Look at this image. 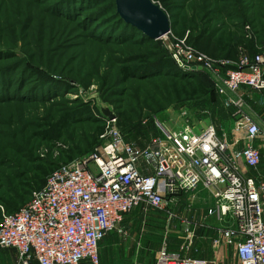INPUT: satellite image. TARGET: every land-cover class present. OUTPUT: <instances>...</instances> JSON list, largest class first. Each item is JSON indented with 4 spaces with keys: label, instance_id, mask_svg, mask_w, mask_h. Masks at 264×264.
I'll use <instances>...</instances> for the list:
<instances>
[{
    "label": "rangeland",
    "instance_id": "1",
    "mask_svg": "<svg viewBox=\"0 0 264 264\" xmlns=\"http://www.w3.org/2000/svg\"><path fill=\"white\" fill-rule=\"evenodd\" d=\"M169 4V38H188L210 24L220 34L253 41L254 53L264 49V0ZM119 17L115 0H0V206L17 188L21 196L27 194L26 202L30 200L37 190L26 185L36 165L33 160L67 164L92 154L101 143H96L97 132L109 119L105 109L115 115L127 140L140 148L151 143L162 125L180 126L183 111L199 127L214 124L221 133L231 132L237 109L226 108L214 90L191 99L183 89L190 75L157 69L169 40L133 35L137 29ZM254 100L260 107V98ZM50 129L54 140L37 136ZM262 163L249 174L264 177V159ZM201 202L193 199L164 211L152 210L147 219L133 212L121 229L133 233V228L146 230L151 225L160 245L167 243L177 251L185 235L180 217L197 205L205 212L210 203ZM195 236L194 256L203 258L198 242L210 239L207 220L198 223ZM123 238L114 232L102 243L103 264H134L129 258H147L142 250L135 257L126 255L120 248ZM7 253L10 264H17L16 253Z\"/></svg>",
    "mask_w": 264,
    "mask_h": 264
},
{
    "label": "built area",
    "instance_id": "2",
    "mask_svg": "<svg viewBox=\"0 0 264 264\" xmlns=\"http://www.w3.org/2000/svg\"><path fill=\"white\" fill-rule=\"evenodd\" d=\"M169 35L168 52L179 68L205 72L223 105L237 109L231 132L221 133L214 124L199 127L183 111L180 126L162 125L140 148L116 118L108 119L92 154L61 164L18 211L0 206V253L15 251L17 264H102L106 238L114 232L129 236L121 229L126 216L185 205L208 190L213 206L205 220L215 217L221 225L214 248H234L240 264H264V177L249 174L264 159V49L252 55L240 47L235 60L216 59L187 36ZM245 95L260 98V122L244 112ZM180 222L181 252L164 244L156 264H217L188 256L196 226L184 215Z\"/></svg>",
    "mask_w": 264,
    "mask_h": 264
},
{
    "label": "trees",
    "instance_id": "3",
    "mask_svg": "<svg viewBox=\"0 0 264 264\" xmlns=\"http://www.w3.org/2000/svg\"><path fill=\"white\" fill-rule=\"evenodd\" d=\"M155 1H159L161 5L165 8V10L167 12L169 11L168 10L170 6L169 0H155ZM117 17H119L118 14ZM127 26L130 25L127 24ZM131 29L133 30L132 26ZM132 33L133 35L135 33H138V37L144 36L138 30H133ZM180 37H183V34H179V38ZM236 38L237 37H234L233 34H226V35L220 34L217 28L212 27L210 24H204L203 27L195 34L188 35L187 40L199 51L216 59L222 58V59L235 60L236 56L239 54V47H244L250 50V52L253 53L252 55L256 54L254 53L255 44L253 43V41L247 40L246 37H241L238 39ZM157 69L163 72L170 73L172 75H177V73L181 75H190L191 81L185 83L183 89H184V93L189 94L191 99L196 95H201L202 97H206L213 90L216 91L213 82L209 80L207 75H205L206 74L205 72L203 71L190 72V71L182 70L169 55V52L168 53L166 52V56L162 57L159 60L157 64ZM124 72L126 73V70H124ZM148 72L149 69L146 68V73ZM51 131H52L51 129L47 131L42 130L40 132H37V136L44 140L46 139L54 140L55 137L51 134ZM104 131L105 128L99 129V131L97 132L96 143L100 141V136L104 133ZM33 163L36 164L32 169L33 174L31 178L27 179L29 184H26L32 186L31 187L32 190L33 189L38 190L42 188L46 184L47 178L50 176V174L54 172L61 165V164L53 163L45 158H37L33 160ZM26 200H27V194L24 193V195L21 196L19 194V188H17L15 193L11 195L9 202L3 203V207L5 208L6 212L13 213L18 211L22 206H24L27 203ZM2 216H3L2 211L0 210V222L2 220Z\"/></svg>",
    "mask_w": 264,
    "mask_h": 264
},
{
    "label": "crops",
    "instance_id": "4",
    "mask_svg": "<svg viewBox=\"0 0 264 264\" xmlns=\"http://www.w3.org/2000/svg\"><path fill=\"white\" fill-rule=\"evenodd\" d=\"M254 52H255V50H254ZM240 96H241V94H235L234 95V97H240ZM255 97H256V95H247V96L245 95L244 112L250 118H252L255 122H260V118L263 115V109L257 105L256 101L254 100ZM231 109H236V108L233 107ZM262 164H261V166H262ZM253 172H255V171H253ZM261 178H263V177H261ZM194 200H197V202H198L197 204H201L202 203L201 201H203V200L210 203V205H208V207L206 208L205 212H203V208L200 209V208H198V205H197V208L194 211L187 209L183 213V215L185 217L192 220V222L196 226V231H197L198 223H201L202 221L205 220V217L207 215V210L213 206V196H212V193L208 190H200L195 195ZM135 214H140L141 216L145 217L146 219L149 216V212L147 214H145L141 211H136ZM127 218H128V216L125 217V220ZM125 220H124V222H125ZM206 220L208 221L209 227L211 229V236H210V239L208 238L207 240H203V241L201 240L200 243L198 242V245L200 246V250H199L198 254H200L203 258H195V256H194L195 252H193V250H191L188 253V256H190L194 259L216 260L217 264H240L234 248L225 247V246H223L220 250H217L214 248L213 241H214V239H216L218 237V234H219L218 232H219L221 225L218 223V221L216 220L215 217H209ZM150 226L151 225H149L148 228H146V230H145V227H143L142 230H141V228L140 229H134L133 228L132 231H134V232L132 233L129 230V236L127 238H123V240H125V242H123L121 244L120 248H122L124 250V252H126V255H128V256L134 255V257H135L136 252H138V251L140 254H141V250H142V253L146 252L147 258H129L130 260L133 261L134 264H156L157 254L161 250L163 245H160L159 234L156 232L155 228L153 226H151V227ZM132 227H134L133 224H132ZM195 234H196V232H195ZM196 239L197 238L195 236L194 244H193L194 247L196 246L195 245ZM165 244L168 246V249L171 252H181V250H180L181 246H180L179 250L172 251L171 248L169 247V245L167 243H165ZM196 244H197V242H196ZM144 250H146V251H144ZM8 251H13V250H4L0 253V264H10L11 258H9V256H8V253H7ZM182 254L184 256L186 255L185 253H182ZM100 255H101V251H100Z\"/></svg>",
    "mask_w": 264,
    "mask_h": 264
},
{
    "label": "water",
    "instance_id": "5",
    "mask_svg": "<svg viewBox=\"0 0 264 264\" xmlns=\"http://www.w3.org/2000/svg\"><path fill=\"white\" fill-rule=\"evenodd\" d=\"M115 3L118 16L145 37L159 40L171 32L169 15L154 0H115ZM103 112L109 119L115 118L110 110Z\"/></svg>",
    "mask_w": 264,
    "mask_h": 264
}]
</instances>
